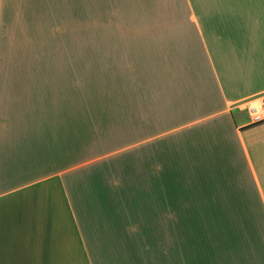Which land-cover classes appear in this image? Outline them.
Listing matches in <instances>:
<instances>
[{"label": "crops", "instance_id": "obj_1", "mask_svg": "<svg viewBox=\"0 0 264 264\" xmlns=\"http://www.w3.org/2000/svg\"><path fill=\"white\" fill-rule=\"evenodd\" d=\"M261 94L264 0H0V264H264Z\"/></svg>", "mask_w": 264, "mask_h": 264}, {"label": "built area", "instance_id": "obj_2", "mask_svg": "<svg viewBox=\"0 0 264 264\" xmlns=\"http://www.w3.org/2000/svg\"><path fill=\"white\" fill-rule=\"evenodd\" d=\"M239 105L247 111L251 122L264 121V94L248 98Z\"/></svg>", "mask_w": 264, "mask_h": 264}, {"label": "rangeland", "instance_id": "obj_3", "mask_svg": "<svg viewBox=\"0 0 264 264\" xmlns=\"http://www.w3.org/2000/svg\"><path fill=\"white\" fill-rule=\"evenodd\" d=\"M53 55V54H52ZM69 63V62H68ZM66 65H68L66 62H57L55 60L52 59V70H56V71H65V68H60V69H55L53 67L55 66H59V67H66Z\"/></svg>", "mask_w": 264, "mask_h": 264}]
</instances>
